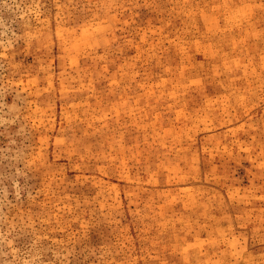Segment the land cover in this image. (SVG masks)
Instances as JSON below:
<instances>
[{"label": "rangeland", "instance_id": "rangeland-1", "mask_svg": "<svg viewBox=\"0 0 264 264\" xmlns=\"http://www.w3.org/2000/svg\"><path fill=\"white\" fill-rule=\"evenodd\" d=\"M0 264H264V0H0Z\"/></svg>", "mask_w": 264, "mask_h": 264}]
</instances>
